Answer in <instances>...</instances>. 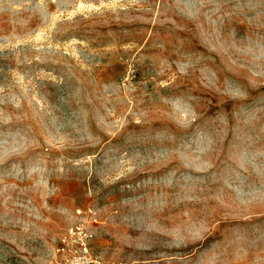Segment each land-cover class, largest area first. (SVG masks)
Segmentation results:
<instances>
[{"label": "rangeland", "instance_id": "obj_1", "mask_svg": "<svg viewBox=\"0 0 264 264\" xmlns=\"http://www.w3.org/2000/svg\"><path fill=\"white\" fill-rule=\"evenodd\" d=\"M264 264V0H0V264Z\"/></svg>", "mask_w": 264, "mask_h": 264}, {"label": "built area", "instance_id": "obj_2", "mask_svg": "<svg viewBox=\"0 0 264 264\" xmlns=\"http://www.w3.org/2000/svg\"><path fill=\"white\" fill-rule=\"evenodd\" d=\"M74 262L75 264H100L98 260L91 258L87 254V251L85 248H84L83 254L80 256H77Z\"/></svg>", "mask_w": 264, "mask_h": 264}]
</instances>
